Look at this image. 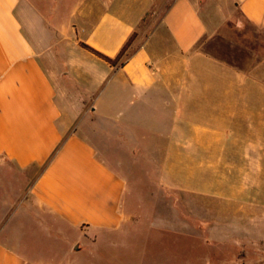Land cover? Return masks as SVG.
Returning a JSON list of instances; mask_svg holds the SVG:
<instances>
[{
    "label": "crops",
    "instance_id": "crops-1",
    "mask_svg": "<svg viewBox=\"0 0 264 264\" xmlns=\"http://www.w3.org/2000/svg\"><path fill=\"white\" fill-rule=\"evenodd\" d=\"M61 2L0 0V264H81L87 253L161 227L151 221L142 229L138 210L125 204L122 173L148 161L141 150L180 147L183 106L218 115L227 127L219 131L251 132L243 147L252 150L254 214L264 164V63L251 94H182L179 59L211 32L194 0L166 9L161 29L169 44L155 29L118 67L78 43L114 58L150 0H77L73 19L63 22L56 19ZM228 7L264 28V0H230ZM149 159L162 175L171 166L169 158L164 169Z\"/></svg>",
    "mask_w": 264,
    "mask_h": 264
},
{
    "label": "rangeland",
    "instance_id": "rangeland-1",
    "mask_svg": "<svg viewBox=\"0 0 264 264\" xmlns=\"http://www.w3.org/2000/svg\"><path fill=\"white\" fill-rule=\"evenodd\" d=\"M59 1L65 5L53 19H73L77 0ZM172 1L150 0L123 60L155 29L160 28L163 44H169L161 24ZM194 1L211 32L189 56L180 57V93L258 91L253 74L264 63V28L230 11V0ZM186 108L181 107L180 112V147L141 150L148 161L131 166L127 175L122 173L130 191L125 194V204L138 210V221L148 225L157 221L161 227L147 229L144 224L142 229L147 231L142 237H132L127 244L101 250L94 257L87 253L79 258L81 264H264V164L260 162L258 174L260 206L253 214L252 150L243 147L251 140V132L219 131L227 127L221 125L218 115L207 118L202 110L188 113ZM152 117L154 113L148 112L147 119ZM152 157L158 165L162 161L161 169L166 158L170 159L171 166L163 175L156 172L160 166L150 164ZM5 187L13 189L11 183L5 182Z\"/></svg>",
    "mask_w": 264,
    "mask_h": 264
},
{
    "label": "trees",
    "instance_id": "trees-1",
    "mask_svg": "<svg viewBox=\"0 0 264 264\" xmlns=\"http://www.w3.org/2000/svg\"><path fill=\"white\" fill-rule=\"evenodd\" d=\"M135 35L136 34L133 33L130 36V38L127 40V42L124 44V46L121 48L119 53L114 58H110V57L106 56L105 54L95 50L94 48H92L91 46H89L85 43L81 42L80 46H81V48L85 49L86 51H88L92 55H94L97 58L101 59L102 61L106 62L109 66L118 67V66L124 65V63L126 62V60H123V57H124L127 49L130 47L131 43L133 42Z\"/></svg>",
    "mask_w": 264,
    "mask_h": 264
}]
</instances>
